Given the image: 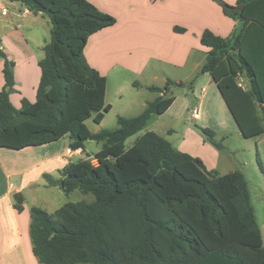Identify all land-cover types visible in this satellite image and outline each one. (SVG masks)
Returning <instances> with one entry per match:
<instances>
[{
	"label": "trees",
	"instance_id": "1",
	"mask_svg": "<svg viewBox=\"0 0 264 264\" xmlns=\"http://www.w3.org/2000/svg\"><path fill=\"white\" fill-rule=\"evenodd\" d=\"M50 18V39L39 60L41 79L34 102L16 108L14 61L4 58L0 90V147L22 149L70 139V148L102 144L94 155L70 162L60 179L45 174L49 185L63 182L66 194L80 190L95 200L68 201L49 212L30 210L32 251L40 264H264V244L245 174L208 170L203 161L147 131L126 147V140L165 113L174 101L172 85L133 117L118 116L117 127L92 132L86 120L100 123L111 110L107 78L86 60L91 35L116 22L88 0H11ZM238 24L222 37L205 30L208 49L202 73L216 82L244 137L264 132V0L224 3ZM177 30H182L176 28ZM247 89L239 86V76ZM190 85L193 82L189 83ZM135 87H140L138 82ZM218 148L215 133L201 128ZM15 207L24 196L15 193Z\"/></svg>",
	"mask_w": 264,
	"mask_h": 264
},
{
	"label": "crops",
	"instance_id": "2",
	"mask_svg": "<svg viewBox=\"0 0 264 264\" xmlns=\"http://www.w3.org/2000/svg\"><path fill=\"white\" fill-rule=\"evenodd\" d=\"M88 1L116 19L113 25L91 35L84 48L87 62L107 78L106 102L111 110L101 124L108 116L117 121L120 115L141 114L149 102L162 94L148 87H162L170 79L193 82L190 87L193 99L185 94L187 97L183 96L184 100L178 103L174 97L168 110L152 117L148 124L159 116L175 113V118L181 120L179 123L188 129L185 120L189 105H192V114L193 109H198L197 116L193 114L192 118L200 125H203L204 113L209 111L211 103H217L218 96L228 107L213 77L201 72L208 51L201 43V36L205 30L222 37L231 36L238 23L225 14L224 3L235 5L238 0ZM50 31L51 21L45 14H34L19 2L0 0L1 49L15 63L16 91L10 94V99L16 108L21 107L23 98L36 100L41 79L39 60L44 56L43 46L50 39ZM4 62L0 56V90L5 83ZM135 82L141 86L135 87ZM232 117L234 128L241 133L233 114ZM173 131L169 128L167 133ZM190 133L199 137L192 129ZM214 137L218 141L216 133ZM195 138L200 140L202 149L212 152L211 164L199 151L191 152L186 138L177 148L200 158L208 170L221 174L233 171L220 170L222 151L208 147L201 136ZM68 149H71L68 138L19 150L0 147V264H40L33 254L30 238V210L38 205L30 206L28 195L40 194L32 190L34 185L52 188L45 174L60 179L59 171L68 163L93 157L100 150L85 155V148L73 150L71 154ZM15 193H21L25 199L21 212L15 207Z\"/></svg>",
	"mask_w": 264,
	"mask_h": 264
},
{
	"label": "rangeland",
	"instance_id": "3",
	"mask_svg": "<svg viewBox=\"0 0 264 264\" xmlns=\"http://www.w3.org/2000/svg\"><path fill=\"white\" fill-rule=\"evenodd\" d=\"M245 81L248 87V82L246 79ZM189 83H184L182 86L175 84L172 85L169 90V95L177 98L178 103L184 100L183 96H186L185 94L192 97L191 95L193 92ZM164 85H162V87ZM174 114L159 116L151 124H148L136 134L130 136L126 140V147H130L135 142L136 138L140 137L147 131H155L168 140H171V143L178 148L179 144L186 138L191 152L196 154V151H199L204 156L206 161L211 164L213 161V159H211L212 152L208 148L207 150L202 149L200 140L198 141L195 137L199 138L201 136L204 138L208 147L222 151L220 152L222 153V166L220 167V170H239L245 174L249 182L252 203L256 211L264 244V132L253 137H244L234 128V119L232 114L220 96L217 98V103H211L209 111L204 113V118H202L203 125H200L196 118H192V105H189V108L186 109L187 118L185 122L189 125L188 129L185 125H183L184 123H179L181 120L175 118L176 116ZM86 125L92 132H100L102 130L116 128L117 121L114 117L112 118V116H108L101 124L95 122L93 117H91L86 120ZM169 128H173L174 131L172 133H167ZM201 128L208 129L216 133L218 141L216 139L217 137H215V140L217 142H221L222 147L218 148L214 143H212ZM190 129L196 131L199 137L190 133ZM222 137H224V139L220 140ZM101 147L102 144L100 142L88 140L85 142V155L95 154V152L101 149ZM192 156L195 157V155ZM74 160L77 161L78 158L74 157ZM51 176L54 179L58 178L53 175ZM59 184L60 182L56 185H50L52 188H43L41 184L36 186L34 185L32 190L40 192V194H34L32 196L28 195L29 205H38L49 212H54L68 201L77 202L80 200H95V196L93 194H83L80 190H75L70 194H66L63 190H61L62 187L59 186ZM34 197L36 199H34Z\"/></svg>",
	"mask_w": 264,
	"mask_h": 264
},
{
	"label": "built area",
	"instance_id": "4",
	"mask_svg": "<svg viewBox=\"0 0 264 264\" xmlns=\"http://www.w3.org/2000/svg\"><path fill=\"white\" fill-rule=\"evenodd\" d=\"M239 78V86H241L242 88H244V89H247V85H246V81H245V78L243 77V76H239L238 77ZM193 114L195 115V116H197V114H198V109H193ZM68 151V153H72L73 152V150L72 149H68L67 150ZM91 158V161H92V163L93 164H96V159H95V157L93 156V157H90Z\"/></svg>",
	"mask_w": 264,
	"mask_h": 264
},
{
	"label": "water",
	"instance_id": "5",
	"mask_svg": "<svg viewBox=\"0 0 264 264\" xmlns=\"http://www.w3.org/2000/svg\"><path fill=\"white\" fill-rule=\"evenodd\" d=\"M238 127H239V126H238ZM239 129H240V128H239ZM60 184L63 185V182L61 181Z\"/></svg>",
	"mask_w": 264,
	"mask_h": 264
}]
</instances>
